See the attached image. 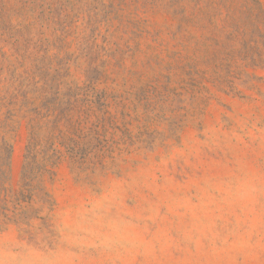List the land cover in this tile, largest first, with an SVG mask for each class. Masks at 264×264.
Returning <instances> with one entry per match:
<instances>
[{"label":"rangeland","instance_id":"1","mask_svg":"<svg viewBox=\"0 0 264 264\" xmlns=\"http://www.w3.org/2000/svg\"><path fill=\"white\" fill-rule=\"evenodd\" d=\"M0 264H264V0H0Z\"/></svg>","mask_w":264,"mask_h":264},{"label":"trees","instance_id":"2","mask_svg":"<svg viewBox=\"0 0 264 264\" xmlns=\"http://www.w3.org/2000/svg\"><path fill=\"white\" fill-rule=\"evenodd\" d=\"M14 73H15V71H14ZM23 88H24V86L21 85L20 86V89H23ZM46 102H49V100H46ZM27 103H28V91H27ZM44 105H46V104H44ZM57 110H60V112L57 115L54 116L53 121L49 122V124L54 125L53 128L50 129V132L49 133L55 132L58 129L59 122L66 116V115H64V111H63L62 108H59ZM44 119H46V116L41 115V113L35 112V116H34V119H32V122L34 123L36 120L42 121ZM32 131H33V133H32L33 136L36 135V133H34V126L32 127ZM40 131L43 132L40 129V130H38L37 133L40 134ZM49 136L50 135L48 134V138H49ZM63 137H65V134L63 132H60L57 136L56 135H52L51 139H47V141H50V140H52V141L53 140L59 141L60 140L62 142L63 141ZM51 145H53V143ZM31 147H32V144L28 147V153H27V161H29V162H31V155H32V149H31ZM50 150H52L51 147L48 148V149H46L44 151V154H45V159L44 160L47 163H50V161L52 160V158H54L55 156H57V154H54V155L51 156L50 153L47 152V151H50ZM52 151L54 152L55 150H52ZM34 159H35V157H34Z\"/></svg>","mask_w":264,"mask_h":264}]
</instances>
